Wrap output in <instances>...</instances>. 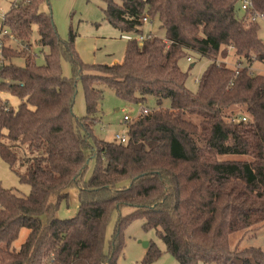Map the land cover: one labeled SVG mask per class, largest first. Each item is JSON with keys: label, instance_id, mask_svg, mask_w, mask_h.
<instances>
[{"label": "trees", "instance_id": "1", "mask_svg": "<svg viewBox=\"0 0 264 264\" xmlns=\"http://www.w3.org/2000/svg\"><path fill=\"white\" fill-rule=\"evenodd\" d=\"M48 1L12 0L0 25V93L16 99L15 106L0 99V157L29 186L26 196L0 189V264H116L133 218L178 264H264L261 249L229 245L232 234L264 226V75L250 71L254 62L264 67L261 20H252L264 18V0L245 10L242 0H103L106 22L135 36L111 65L84 63L73 31L58 38L51 14L40 10ZM154 20L162 38L146 30ZM225 46L238 67L217 62ZM189 54L208 61L195 92L178 66ZM19 58L22 66L13 63ZM78 82L81 118L72 111ZM103 87L126 103L155 102L123 120L124 143L93 135ZM74 190V216L59 219ZM127 206L132 212L119 215L105 251L108 216ZM21 229L28 233L15 250ZM158 256L149 244L142 264Z\"/></svg>", "mask_w": 264, "mask_h": 264}, {"label": "rangeland", "instance_id": "2", "mask_svg": "<svg viewBox=\"0 0 264 264\" xmlns=\"http://www.w3.org/2000/svg\"><path fill=\"white\" fill-rule=\"evenodd\" d=\"M12 0H0V25L3 14L7 11L9 3ZM119 4L118 0H114ZM105 3L103 0H49L48 5L42 4L40 10L49 12L55 27L57 36L61 40H66L69 31L76 34L75 49L80 59L86 64L111 65L120 63L123 58L124 48L128 40L135 36L130 33H120L114 29L103 18V9ZM258 37L264 40V22L259 21ZM149 29V28H148ZM152 35L163 37V30L159 27L158 21L154 20L150 25ZM38 34L34 27L31 36L32 50L35 53L40 51L37 45ZM13 44L9 41L6 44ZM14 45V44H13ZM46 50H44L45 52ZM40 54V53H39ZM190 61L186 58L178 62V66L184 73L187 74L185 87L195 92L197 89L196 81L200 79L204 72L208 61L205 58L197 57L193 54L188 55ZM233 50L228 51L225 47L221 48L217 62L228 68H236L237 61ZM42 54L37 58V63L42 64ZM14 64L22 66V59H15ZM241 65L245 66L246 62L241 60ZM70 64L66 60H61V72L65 77L71 76ZM252 71L256 74L264 75V67L259 63H253ZM103 100L99 106L97 114V122L93 123V135L101 140L113 142L114 136L126 134V123L123 117L126 115L130 120L136 118L142 109L155 108L153 99L141 105L126 103L118 99L112 90L102 88ZM0 99L9 102L10 105H16V99L10 97L6 93H0ZM168 100L162 102V108H168ZM73 114L76 117H84L86 115L84 95L80 82L76 85L74 101L72 105ZM237 158V157H234ZM92 162L89 164V169L86 172V178L90 175ZM0 189H12L21 196H26L29 193V186L22 183L16 173L12 172L5 162L0 157ZM77 209L76 191L69 193L67 203L62 202L58 209L59 219H68L74 216ZM132 212L129 206L114 209L108 216V221L104 233V247L107 250L108 241L119 215L127 216ZM143 220L140 218L131 219L124 227L123 249L116 259V264H142L144 255L146 254L149 244H154L160 251V256L151 261L150 264H178L177 261L166 252L163 242L158 239L153 229L143 230ZM28 231L21 229L17 240L13 244L15 250L19 249L24 242ZM144 244L147 246L144 247ZM230 248L238 249L253 247L264 251V226L258 231L247 232L245 235L240 233L232 234L229 238Z\"/></svg>", "mask_w": 264, "mask_h": 264}, {"label": "built area", "instance_id": "3", "mask_svg": "<svg viewBox=\"0 0 264 264\" xmlns=\"http://www.w3.org/2000/svg\"><path fill=\"white\" fill-rule=\"evenodd\" d=\"M251 7V2L250 0H242L241 3H240V8L241 10H245L247 8ZM255 19H258V20H261L264 22V18L263 16L261 15H254V17L252 18V20H255ZM142 23L144 24V26H147V19L146 18H143L142 19ZM6 34V31H0V60H2V49L4 47V43H3V36ZM141 40V37L139 38ZM226 50L228 51H232V48L230 46H225ZM146 110H143V113H145ZM123 120L124 121H129L130 119L125 115L123 117ZM243 120V119H242ZM115 139H117L120 143H124L125 140H126V136L124 134H121V135H116L115 136Z\"/></svg>", "mask_w": 264, "mask_h": 264}, {"label": "crops", "instance_id": "4", "mask_svg": "<svg viewBox=\"0 0 264 264\" xmlns=\"http://www.w3.org/2000/svg\"><path fill=\"white\" fill-rule=\"evenodd\" d=\"M148 28L149 29H147V27H146V30H148L150 33H151V30H150V26H148ZM238 62V61H237ZM254 63H256V62H254ZM221 65H223V64H221ZM252 66H253V64H252ZM252 66H251V68H250V71L252 72V73H254L253 71H252ZM237 67H238V65H237ZM254 74H256V73H254ZM71 193V192H70Z\"/></svg>", "mask_w": 264, "mask_h": 264}, {"label": "water", "instance_id": "5", "mask_svg": "<svg viewBox=\"0 0 264 264\" xmlns=\"http://www.w3.org/2000/svg\"><path fill=\"white\" fill-rule=\"evenodd\" d=\"M147 245L146 244H144V247H146Z\"/></svg>", "mask_w": 264, "mask_h": 264}]
</instances>
